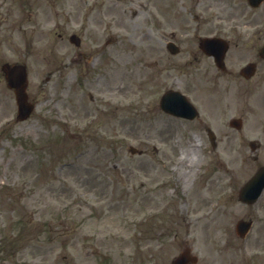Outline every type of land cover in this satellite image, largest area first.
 I'll return each instance as SVG.
<instances>
[{
    "label": "rangeland",
    "instance_id": "obj_1",
    "mask_svg": "<svg viewBox=\"0 0 264 264\" xmlns=\"http://www.w3.org/2000/svg\"><path fill=\"white\" fill-rule=\"evenodd\" d=\"M151 10V0H0V66H26L36 103L16 122L0 72V264H168L178 242L157 247L139 216L171 206L187 215L198 204L203 225L177 229L197 264H264V193L249 209L233 194L254 167L206 163L198 185L204 159L231 157L212 151L197 125L158 111L170 80L155 81L145 65ZM72 33L82 40L78 62ZM247 217L254 224L241 241L234 225Z\"/></svg>",
    "mask_w": 264,
    "mask_h": 264
},
{
    "label": "flooded vegetation",
    "instance_id": "obj_2",
    "mask_svg": "<svg viewBox=\"0 0 264 264\" xmlns=\"http://www.w3.org/2000/svg\"><path fill=\"white\" fill-rule=\"evenodd\" d=\"M152 22L157 77L178 73L186 88L219 91L210 122L198 119L201 131H213L215 146L227 151L235 143L254 147L255 161L264 157V0L257 6L249 0H152ZM235 120L243 126L231 127ZM238 157L228 163L236 165Z\"/></svg>",
    "mask_w": 264,
    "mask_h": 264
},
{
    "label": "water",
    "instance_id": "obj_3",
    "mask_svg": "<svg viewBox=\"0 0 264 264\" xmlns=\"http://www.w3.org/2000/svg\"><path fill=\"white\" fill-rule=\"evenodd\" d=\"M2 70L4 71L7 79L8 86L14 88L16 103L18 106V111L21 116H24L28 112L26 104V96L24 93L25 88V69L21 65L14 66H3ZM162 107L165 110H168L179 116H187L188 106L184 102V99L180 95L167 94L164 96ZM181 103L182 108H179L175 104ZM185 103V104H184ZM264 184V169H261L243 189L241 199L253 201L257 196V189ZM245 227V224L242 226ZM244 230V229H241Z\"/></svg>",
    "mask_w": 264,
    "mask_h": 264
}]
</instances>
